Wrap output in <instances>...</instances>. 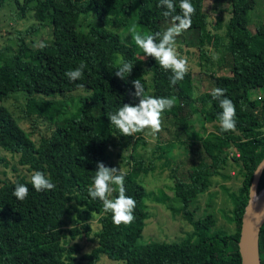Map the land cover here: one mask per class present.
<instances>
[{
  "label": "trees",
  "instance_id": "trees-1",
  "mask_svg": "<svg viewBox=\"0 0 264 264\" xmlns=\"http://www.w3.org/2000/svg\"><path fill=\"white\" fill-rule=\"evenodd\" d=\"M4 1L0 0V7ZM203 1L191 0L196 11L188 30L197 34L194 51L182 53L181 47H176L189 63L198 59L199 63L193 64L200 66L199 73L201 61H209L202 46L205 43L216 46L220 41L209 29L211 22ZM30 2H33L35 25L17 33L16 49L11 54L0 53V102L21 92L28 106L49 103L44 97H60L62 103L50 117L49 134H41L37 140L32 137L34 130H25L0 103V149L17 155L18 165L27 172L17 173L13 179L0 178V264H96L102 254L119 264H242L237 244L241 216L248 202L254 170L264 158V95H253L264 88V22L254 30L248 27V11L255 1L230 0V16L224 32L229 74L210 76L213 88L225 89V95L235 104L234 131H221L218 115L221 109L210 95L212 89L194 95L192 66H188L184 79L172 86L170 70L162 69L151 56L139 57L119 34L91 24L80 27L81 17L91 12L106 21L111 16L134 11L136 22L148 34L162 31L170 18L163 16L166 9L157 6L158 0H24L22 12ZM46 23L51 27V38L41 49L40 42L27 38ZM212 26L218 28L219 22ZM118 56L133 63L131 73L124 80L114 75ZM81 63L86 65L83 78L70 81L65 72ZM134 79L141 80L146 94L175 99L174 106L163 114L172 115L171 121L183 131L190 127L196 115L202 125L214 124V130L201 133L195 131L194 124L190 127L189 135L192 133L191 138L200 141L204 153L190 167L193 180L176 177L177 169L171 167L173 153L165 150L166 144L159 141L146 163L143 154L137 151L147 143L143 132L124 136L108 121L107 113L116 111L123 103L139 102L130 94L134 92L131 83ZM80 84L84 87H78ZM74 93L78 94L79 104L70 110ZM26 118L32 120L30 112H26ZM114 139L131 145V168L126 171L125 188L126 195L137 202L134 221L119 226L112 223L110 213L104 212L102 202L93 200L87 192L96 162L112 167L108 150ZM194 139L188 143L179 141L191 147ZM162 158L171 167V189L182 202L183 214L192 230L181 241L142 243L139 239L148 217L145 201L154 192L137 179L153 170L155 160ZM0 160L4 158L0 156ZM229 160L239 163L243 172L241 195L233 208L234 231L210 232L216 219L207 214L193 220L189 204L206 190L209 178ZM34 170L49 176L55 188L35 191L30 183ZM16 183L29 188L23 201L12 194ZM262 188L264 168L257 191ZM94 219L99 224L93 232L95 246L78 259L74 255L78 245L70 241L77 236H88ZM259 257L260 264H264V222L259 233Z\"/></svg>",
  "mask_w": 264,
  "mask_h": 264
},
{
  "label": "rangeland",
  "instance_id": "rangeland-1",
  "mask_svg": "<svg viewBox=\"0 0 264 264\" xmlns=\"http://www.w3.org/2000/svg\"><path fill=\"white\" fill-rule=\"evenodd\" d=\"M254 1L253 7L248 11V27L251 30H254L260 22H264V0ZM32 4L33 2L27 3L23 12L21 11V7L24 6V0H5L0 7V53L11 54L13 49H16V40L19 36L17 33L26 30L33 24L35 25L31 9ZM203 9L208 16V21L211 22V25H208L209 29L213 34L220 37V41L216 46L208 43L202 46L209 57V61L208 63L201 61V73H199L200 66L193 64V62L199 63L197 58L193 59L192 64L188 62V66H192L194 73V95L213 89V82L210 77L212 74H229V55L225 51L226 39L224 32L230 16V0H204ZM218 22V28L212 26ZM90 24L104 27L119 34L123 42L135 48L139 57L145 58L142 49L134 44L128 31L133 24H136L139 31L148 33L144 26L136 22L134 11L111 16L106 21L105 19H98L93 12L83 15L80 19V27ZM169 25L170 21L165 22L164 29ZM41 26H39L41 29L35 35H29L27 40L48 41L51 38V27H49L48 23ZM196 37L197 34L194 30H186L176 37V47H181L182 53H186V50L192 52L194 51L192 48L193 44L196 43ZM215 55H218L219 58L213 59ZM77 93H74V100L71 102L72 108L70 110H74L79 104ZM253 95L255 97L264 95V88L254 91ZM43 100L49 103L42 104L41 102H37L34 105L28 106L26 96L18 92L10 95L0 103L13 113L25 130H34L32 137L34 140H37L41 134H49L51 126L49 124L50 117L59 109L62 103L60 97H44ZM26 112H30L32 120L26 118ZM165 112L168 111L165 110L164 114ZM164 114L162 115L161 131L152 135L150 129H145L143 136L147 143L143 147H138L137 151L143 154L144 160L147 163L155 145L159 141L163 142L162 144H166L164 145L165 150H168L170 154L173 153L172 159L174 161L170 165L174 169H177L176 177L193 180L189 171L190 167L199 162L204 153L200 141L191 138L190 135L192 133L189 135L190 127L194 124L196 126L195 131L201 133L205 130H214V124L205 122L202 125L196 115L192 121L191 118L189 119L191 121L190 127L183 131L178 127L177 123L171 121L174 118L172 115L166 116ZM193 139L194 143L191 147H185L179 141L185 140L188 143V141ZM130 147V144H122L119 139H114L110 142L108 151L112 167H117L124 172L130 170ZM0 156L4 158V161L0 160V178L7 176L13 179L17 173H27L24 167L18 165L17 155L0 149ZM14 167L17 170H14ZM171 167L168 168L163 158L156 159L154 169L147 174H141L137 179L148 191L152 190L154 192L145 201L148 217L145 220L142 236L139 239L142 243L181 241L186 239L188 233L192 230V225L183 214L182 202L173 195L171 189L173 178L169 175ZM242 177V169L236 161L229 160L222 168H219L217 173L209 178L206 190L190 201L189 210L191 209L193 212V220L200 219L207 214H212L213 218L216 219V223L210 226V232L225 233L234 231L233 208L241 195ZM90 224L92 230L88 236H77L70 241V244L76 243L78 245V251L74 253L78 259L82 254L89 252L95 246L96 241L93 232L99 228V224L97 219L92 220ZM114 262L105 254H102L96 264H112ZM115 263L119 264L118 262Z\"/></svg>",
  "mask_w": 264,
  "mask_h": 264
},
{
  "label": "clouds",
  "instance_id": "clouds-1",
  "mask_svg": "<svg viewBox=\"0 0 264 264\" xmlns=\"http://www.w3.org/2000/svg\"><path fill=\"white\" fill-rule=\"evenodd\" d=\"M158 7L166 9L162 14L170 18V25L162 31L151 34L142 33L138 26L133 24L129 28V34L136 46L142 49L144 56H151L158 62L164 70H170V85L174 86L177 81L183 80L188 72L187 57H182L176 48V37L188 30L192 25V16L195 14V7L191 0H158ZM39 48L43 49L47 45L39 43ZM218 55L213 59H218ZM118 67L114 75L124 80L133 68V63L126 61L123 56H118L116 61ZM86 65L81 63L75 69H69L65 76L70 81H78L83 78ZM134 92L130 93L134 98H138V103H123L116 111L107 113L108 121L119 130L121 135L134 136L150 129L155 135L162 129V114L165 110L171 109L175 104L174 98L157 97L146 94L145 87L141 80L131 81ZM78 87H84L80 84ZM225 89L213 88L210 95L217 101L219 112V126L221 131H234L236 128V107L231 99L225 95ZM126 172L117 167H108L103 162H96L95 174L91 177V183L87 188L88 195L93 199L102 202L105 213L111 214L112 223L119 226L121 224H131L134 219L136 200L126 195L125 188ZM32 188L37 191L52 190L55 184L49 176L42 171L34 170L30 176ZM29 188L22 183H16L13 189V196L20 201L27 198Z\"/></svg>",
  "mask_w": 264,
  "mask_h": 264
},
{
  "label": "water",
  "instance_id": "water-1",
  "mask_svg": "<svg viewBox=\"0 0 264 264\" xmlns=\"http://www.w3.org/2000/svg\"><path fill=\"white\" fill-rule=\"evenodd\" d=\"M264 168V158L254 170L248 192V202L241 216L238 250L242 264H260L259 233L264 222V188L257 186Z\"/></svg>",
  "mask_w": 264,
  "mask_h": 264
}]
</instances>
